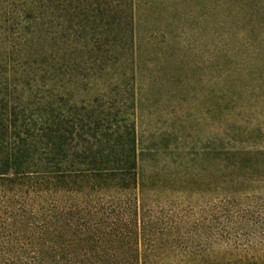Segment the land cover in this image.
<instances>
[{
  "label": "trees",
  "instance_id": "trees-1",
  "mask_svg": "<svg viewBox=\"0 0 264 264\" xmlns=\"http://www.w3.org/2000/svg\"><path fill=\"white\" fill-rule=\"evenodd\" d=\"M141 3L0 0V264H264V150L213 153L203 176L139 171ZM196 7L264 102V0Z\"/></svg>",
  "mask_w": 264,
  "mask_h": 264
},
{
  "label": "rangeland",
  "instance_id": "rangeland-1",
  "mask_svg": "<svg viewBox=\"0 0 264 264\" xmlns=\"http://www.w3.org/2000/svg\"><path fill=\"white\" fill-rule=\"evenodd\" d=\"M141 1L134 66L140 173L203 176L221 167L213 153L264 150V102L242 88L255 84V63L233 71L242 58L228 57L222 26L206 20L199 0ZM183 195L173 197L180 208L189 203Z\"/></svg>",
  "mask_w": 264,
  "mask_h": 264
}]
</instances>
